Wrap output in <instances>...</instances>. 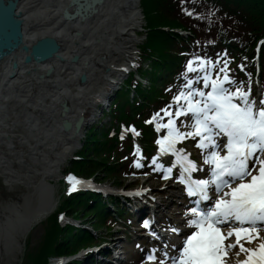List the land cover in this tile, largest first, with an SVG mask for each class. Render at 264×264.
Listing matches in <instances>:
<instances>
[{
  "label": "trees",
  "instance_id": "16d2710c",
  "mask_svg": "<svg viewBox=\"0 0 264 264\" xmlns=\"http://www.w3.org/2000/svg\"><path fill=\"white\" fill-rule=\"evenodd\" d=\"M139 6L144 36L137 44V56L112 92L106 110L99 109L100 116H108V126L97 121L88 127L81 148L69 159V168L77 173L95 177L94 173L100 171L114 176L119 170L132 173L134 168H144L153 155L155 131L146 121L173 102L189 78L185 74L188 62L197 57L209 61L210 74L212 61L227 59V70L237 86L243 82L245 90L250 87L251 97L257 101L264 97V0H139ZM177 29L189 34L183 36ZM142 75L146 76L144 85L137 78ZM254 78L258 80V93ZM156 83L161 85L155 87ZM126 122H131L140 135H132L127 128L120 132V124L126 126ZM133 140L139 149L132 147ZM135 153L138 157L134 159ZM137 162L142 167H136ZM107 200L118 204L114 196L102 200L89 190L64 196L44 217L37 246L28 251L25 242L19 264H48L49 257L73 255L80 246L98 243L95 228L89 231L69 221L61 222L58 214L63 211L75 218L94 213V222L102 223L106 214L121 217V205L111 211L104 207ZM64 264H73V260Z\"/></svg>",
  "mask_w": 264,
  "mask_h": 264
},
{
  "label": "bare ground",
  "instance_id": "6f19581e",
  "mask_svg": "<svg viewBox=\"0 0 264 264\" xmlns=\"http://www.w3.org/2000/svg\"><path fill=\"white\" fill-rule=\"evenodd\" d=\"M67 1L20 0L17 7L24 17V42L29 43L35 36L40 34H53L62 45L57 52L60 58L53 56L41 63L30 62L24 64L21 61L23 52L14 50L10 58L0 61V105L10 101L8 106L10 105L11 108L12 106L22 105L28 108L22 118L27 123V131L25 133L21 131L19 134L15 133L11 127L17 125L14 122L16 118H10V136L29 140V146L27 147L33 155L32 157L38 159L42 164L40 166V176H54L56 174V171H58L56 168L62 163L66 150L74 147L83 126L90 118L91 109L94 106L93 99H95V96L91 95L96 93L102 96L107 89L118 82L122 70L114 65H124L127 57L132 59L133 49L138 41L137 36L132 33L140 17L136 4L137 0H102L100 6L97 7V11L83 22H70L61 17V8ZM121 49H127L128 52H123ZM72 53L78 55L77 61L73 63L68 62V58ZM13 61L15 62L14 66H12ZM116 61L119 62L116 63ZM104 67H107L105 71ZM47 68H50L48 75L43 77L36 75V73L43 72ZM9 72L10 77L8 76ZM81 73L85 76L82 83L77 79ZM62 98H66L70 103L68 111L65 112L66 117L74 119L79 112L83 114V122L76 132L72 131L71 128L66 131L60 128L59 102ZM82 101H84L83 104ZM0 138L3 139L4 137ZM7 164L8 161L0 155V166H2L4 177H7L6 180L10 179V174L11 177H18L16 175L18 172H15V170H11L12 173H10L8 170L10 167L7 168ZM98 185L104 187L99 183ZM136 189L135 193L129 197L119 193L116 194L129 199L126 203L128 206H132L131 208L137 214V219L146 216L145 221L149 223V228H152L148 229L147 232L154 233V235L162 238L164 234L157 231L156 224L161 228H165L167 223H157V220L148 209L152 206L148 207L149 205L145 202L156 201L159 192L142 186H138ZM95 193L107 196L111 192ZM41 203L37 206L36 204L31 205L26 201L25 195L22 194L7 204V207H5L8 208L7 214H1L0 212L1 248L8 247L12 241L14 243L13 247H15L14 254L16 252H18V256L22 254V240L35 223L52 211L55 200L48 193L47 201ZM1 209L2 207H0V211ZM141 210H145L146 215H142ZM142 237L146 236L142 235ZM103 243L106 246L111 244L109 241ZM108 248L109 253L111 252V258L116 259V256L119 257V253L113 252V247L109 246ZM97 250L96 248L91 249L89 252L86 251L83 257ZM88 256L91 257L90 254Z\"/></svg>",
  "mask_w": 264,
  "mask_h": 264
},
{
  "label": "snow or ice",
  "instance_id": "6c2138e0",
  "mask_svg": "<svg viewBox=\"0 0 264 264\" xmlns=\"http://www.w3.org/2000/svg\"><path fill=\"white\" fill-rule=\"evenodd\" d=\"M228 63L227 59L212 61L210 74L209 61L199 57L190 60L185 72L189 78L173 102L146 121L155 124L157 133L164 132L156 140L159 150L152 159L153 170L164 169L158 159L172 155L174 163L166 168L163 178L168 179V174L179 166L177 179L185 184L186 194L195 198L194 206L186 213L187 224L194 230L186 236L177 255H169L165 250V259L159 260V264H223L221 253L237 247L240 252L249 253L241 264H264V243L257 249H246L240 243L241 233L256 231L257 222L264 225V97L257 101L251 97L250 87L245 90L243 82L237 86L227 70ZM217 64L223 66L217 69ZM182 117H190L187 127L191 130L181 131V126H185ZM129 131L140 135L134 128ZM188 139L202 150L208 178H192V173L203 169L183 148L177 147ZM222 139L226 141L223 145ZM135 166L142 167L138 162ZM75 179L67 177L69 182ZM79 183H71L69 192L77 190ZM211 191H215V198ZM225 225L231 228L227 235L222 233ZM144 226L149 225L146 222ZM171 231L177 233L179 229ZM233 235L236 242L225 244ZM148 259L156 257L150 255Z\"/></svg>",
  "mask_w": 264,
  "mask_h": 264
},
{
  "label": "rangeland",
  "instance_id": "374dc122",
  "mask_svg": "<svg viewBox=\"0 0 264 264\" xmlns=\"http://www.w3.org/2000/svg\"><path fill=\"white\" fill-rule=\"evenodd\" d=\"M136 4H137V9L139 10V13H140L139 14L140 17H139V22L136 24V27L134 28V30H132L133 35H136L138 38V41L136 42L134 49H133V58L131 59L130 57H127V59L124 61V65H121V64L114 65L115 67L122 70V75L121 77L118 78V82L116 84H114L111 88L107 89V91L102 96L96 93L91 95V96L94 95L95 99H93L94 106L91 109L92 112L90 114V118L88 119L86 124L83 126L81 130V134L77 140V143L74 145L72 149L66 150V154L63 158V161L56 168L58 169V171H56V174L54 176L53 175L40 176L39 174L40 169H41L40 166L42 164L39 162L38 159L32 157L33 155H31L30 150L27 147L29 146V140L27 141L25 139H18L16 137L10 136V118L11 119L16 118L14 122L17 123V125L11 127V129H13L15 133L19 134L20 131L24 133L27 131L26 130L27 123L23 121L22 118L24 117L23 114L26 111H28V108H26L25 105L14 106V107L12 106L11 108L10 105L8 106V104H10V101L8 102L6 101L0 105V108L2 107L0 109L1 110L0 111V114H1L0 115V126H1L0 127V137H4L3 139L0 138V155H2L3 158L6 161H8L7 168L10 167L8 168L10 173H12L11 170H15V172H18L16 174L18 175V177H11V174H10V179L6 180L7 177L6 178L4 177V174L2 173V169H1L2 166H0V207H2L0 211L1 214L2 213L7 214L8 208H5L7 207V204L11 202V200L17 198L18 196L22 194L25 195L26 201L29 202L31 205H35L37 202L38 203L36 204V206L40 205L38 194H39V189L42 183L44 182L48 184V188H49L48 193H50L51 196L55 200V205L52 209L54 210V208L58 205V203L62 200V198L64 196H67L68 182H69L67 180V177H69V175L77 176V177H81V176L90 177L91 180H93L97 184L99 183L101 185H104V187H106V189H108V191L111 193H108L107 196H104L105 194L103 195L98 194L101 197V199L106 200L108 197H113V196L118 199L117 205L107 200L108 206L104 204V207H107L109 208V210L113 211V207L115 208L116 206L119 207L121 205V207L123 208L125 212V213L122 212L121 217H118L115 214L109 217L108 214H106L105 219L106 218L107 219L103 223L101 221L94 222L96 221V215L94 213H89L87 215L72 218L71 215L65 214L63 211L59 212L58 214L59 221H61V219H64L65 220L64 222L72 220L73 222H70V223L74 225H78L79 227L86 228L89 231L95 228L96 230L94 231L92 230L93 233L96 232L94 233L95 238L96 239L100 238V240H102L101 243L99 244L96 243L98 245H94V243H92L90 245H85L82 247L80 246L81 248L79 247L77 251L74 253V256L76 257V259L73 260V264H91L87 262L86 260L89 257L88 256L89 254L91 255L90 259L93 261L92 264H159V260L165 259V255H164L165 250H167L169 255L176 250L172 247L174 245L173 242L176 241L181 236H178L177 233H173L172 231L168 232L164 228L159 227L157 224H156L157 231L165 234L164 237L162 238L158 237L154 235V233H151L150 236L153 237L155 240L152 238L149 239L148 237H142V235L146 233L148 229H152V228H149V226L146 228L144 226L146 223L145 221L146 216H143L137 219L136 213L129 214V212L132 211V208H131L132 206L130 207L126 203L129 201V199L123 198V196L121 195L117 196V194L114 193V192H117L119 189L125 191L129 188H133V187L136 188L138 186H142V187H146L147 189L158 191L159 193L157 195L158 197L156 198V201H152V200L145 201L149 205L148 207L152 206L148 209L150 213L152 214V216H154V218L157 220V223L162 222V223H167L169 225L172 223L176 226V229H180L182 227L188 226L187 220L189 219V217H184L183 216L184 214L182 212L189 209L191 206H185L184 204L186 203V199L183 196L184 188L182 186V183L179 182L178 179H175V176L171 174H168L169 175L168 179L163 178L166 168L173 164L172 162L173 160L170 159L171 157H173L172 155L163 156L158 159L157 163L165 166L164 169H160L158 171L153 170L155 166L152 164V159L154 157H157V154L155 156L151 155V157L149 158V161L146 163V166L144 168L142 169L134 168L132 173H126L125 171L119 170L115 172L114 176L113 175L105 176L102 172L98 171L94 173L96 174L94 177V175L92 174L85 175L82 173H77L74 170L69 168L70 167L69 159H71L72 157H75L77 154V151L79 150V148H81V143H82V140L84 139L85 130L97 121H100L102 124L105 123L103 125L104 127L108 126V116L106 114H104L103 116H100L99 109L104 108L106 110V108L108 107V102L111 100L112 92L114 91L116 87H118L119 83L125 77L126 72L129 70L130 66L133 64L137 56L136 55L137 54V44L142 39V35H143L142 27L144 23V18H143V15H142V12L139 6V0H137ZM121 51L125 52L127 51V49H121ZM118 62L119 61H116V63ZM120 70H117V71H120ZM141 78H142L141 79L142 84L143 85L146 84L147 83L146 76L142 75ZM254 81L258 82L256 78H254L253 83ZM160 85L161 83H156L155 87H159ZM257 89L259 90V86H256V90ZM83 102L84 101H82V104ZM17 112H18V115H17ZM182 119L185 121V126H181V131L191 130L189 127H187V125L191 123L190 117H182ZM177 124L179 125V121H177ZM149 126L152 129V127H154L155 124L149 123ZM126 128L128 130L132 128L135 129L134 125L131 122H126V126L124 125V123L120 124L119 126V130L122 133L125 131ZM131 133L132 135H135L133 132ZM163 135H164V132L163 131L160 132V136H163ZM135 140L131 142L132 147H134L135 149H139V145ZM225 142L226 141L223 139L220 141L221 145H223ZM177 147L183 148L186 151V153L193 155V157L195 158V162L197 159H199V162H200L199 168L203 170L194 172L195 177L200 178V177H204L208 175L209 173L208 166L204 164V154L202 153L201 149L197 148L196 142L194 140L189 141L188 139V140L182 141L177 145ZM155 148H156V145H155ZM14 151H15V154H14ZM154 153H155V150H154ZM135 154L136 155H134V159L138 157V154L137 153ZM194 158H191V159L193 160ZM262 158H264V155H262ZM232 186L234 187L235 185H232ZM165 187L167 188L165 189ZM179 201H182L183 204L178 203ZM123 202L124 204H122ZM141 211L143 213L142 215H146L145 210L144 211L141 210ZM86 212H87V209L83 211V213H86ZM43 219L42 221L40 220L39 222L35 223L31 227L30 231L26 234V237L22 240L23 241V252L25 249V242H27L26 247L28 248L27 249L28 251L29 250L32 251L37 246L39 239L41 237V234L43 232ZM147 224L149 225V223ZM234 226H238V225H234ZM226 227H229V226L226 225ZM255 227H256V231L249 232L247 234L243 233V235L241 236L240 243L243 242L242 244L244 245L246 249H250V248L257 249L261 243H264V225H261L259 222H257ZM170 228H174V227L170 226ZM257 232L259 234L258 237H257ZM106 237H109L108 241L111 242L109 246L113 247V252L116 251V253H119V257L121 258L119 262L114 261V263H110L104 260H101V261L98 260L96 258V256H99L98 250L94 253L93 252L88 253L85 255V257H83V254L86 251L89 252L91 249H93L92 246H96L98 248L103 245L102 244L103 242H108V241H103V239H106ZM234 237L235 235H233V237L229 239L227 242L235 243L236 239ZM249 237H252V239L250 240ZM13 244L14 243H12L11 241V245H9L8 247L7 246L3 248L0 247V264H19L20 263V258L22 255L18 256V252L14 254L15 247H13ZM115 244L117 246H115ZM109 246H106L104 250L105 253L107 252L106 253L107 257L105 259H109V256H108L109 250L107 248ZM238 252L240 253L239 255H237ZM247 254H248L247 252H240L239 247L227 249L228 260L226 259L225 264H228L229 262L236 263L242 255H247ZM14 255H15V258H14ZM150 255H154L156 257V259H154L156 260V262H152L151 260L148 259ZM64 256L66 255L64 254ZM231 257L236 260H232ZM50 263L52 264V262H49V264Z\"/></svg>",
  "mask_w": 264,
  "mask_h": 264
},
{
  "label": "water",
  "instance_id": "95a60500",
  "mask_svg": "<svg viewBox=\"0 0 264 264\" xmlns=\"http://www.w3.org/2000/svg\"><path fill=\"white\" fill-rule=\"evenodd\" d=\"M19 1L20 0H0V61L10 58V55L14 50L23 52L21 61L24 64L30 62L41 63L53 56L59 57L57 52L61 49L62 45L58 38L53 34H40L35 36L31 42H24V17L17 8ZM101 3L102 0H68L61 8V17L70 22H83L86 18L91 17L92 14L97 11V7L100 6ZM184 33L187 34L188 32ZM77 59V53H72L69 56L68 61L73 63L76 62ZM14 63L15 62L13 61L12 66H14ZM106 69L107 67H104V71ZM49 73L50 68H47L43 72L36 73V75L38 77H43ZM8 76L10 77V72L8 73ZM77 79L82 83L85 80L84 74H79ZM69 104L70 103L66 98H62L59 102V125L64 131L71 128L72 131L76 132L80 129L83 122V114L79 112L74 119L66 117L65 112L68 111ZM48 189V184L45 182L42 183L38 194L39 203L47 201Z\"/></svg>",
  "mask_w": 264,
  "mask_h": 264
}]
</instances>
